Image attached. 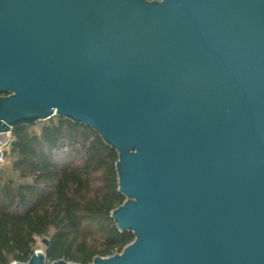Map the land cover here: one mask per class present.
Here are the masks:
<instances>
[{
	"label": "water",
	"instance_id": "95a60500",
	"mask_svg": "<svg viewBox=\"0 0 264 264\" xmlns=\"http://www.w3.org/2000/svg\"><path fill=\"white\" fill-rule=\"evenodd\" d=\"M53 116L117 153L90 264H264V0H0V141Z\"/></svg>",
	"mask_w": 264,
	"mask_h": 264
},
{
	"label": "trees",
	"instance_id": "16d2710c",
	"mask_svg": "<svg viewBox=\"0 0 264 264\" xmlns=\"http://www.w3.org/2000/svg\"><path fill=\"white\" fill-rule=\"evenodd\" d=\"M40 123L39 131L34 124L10 133L19 181L0 174V264L26 263L44 237L48 264H90L120 253L134 236L120 232L110 217L125 200L116 151L84 125L57 116Z\"/></svg>",
	"mask_w": 264,
	"mask_h": 264
},
{
	"label": "rangeland",
	"instance_id": "374dc122",
	"mask_svg": "<svg viewBox=\"0 0 264 264\" xmlns=\"http://www.w3.org/2000/svg\"><path fill=\"white\" fill-rule=\"evenodd\" d=\"M32 127H33V130L39 131V129L41 127V123L39 122V123L35 124ZM12 160H13V156L12 155H9L7 157V160H6V164L4 166L0 167V174H1V176L4 179L12 178L13 180L17 181L18 180L17 174L11 168ZM35 248H36L35 251L36 250H42V251H44V245L42 243V239H40V238L37 239L36 247ZM46 264H48V263H46Z\"/></svg>",
	"mask_w": 264,
	"mask_h": 264
},
{
	"label": "built area",
	"instance_id": "2783aa9c",
	"mask_svg": "<svg viewBox=\"0 0 264 264\" xmlns=\"http://www.w3.org/2000/svg\"><path fill=\"white\" fill-rule=\"evenodd\" d=\"M9 141L4 143L0 141V167L6 164V160L10 152Z\"/></svg>",
	"mask_w": 264,
	"mask_h": 264
}]
</instances>
